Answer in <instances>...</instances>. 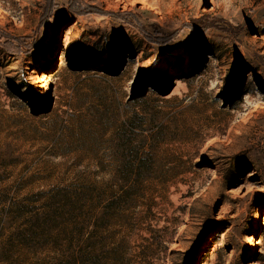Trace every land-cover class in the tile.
Masks as SVG:
<instances>
[{
  "label": "rangeland",
  "instance_id": "374dc122",
  "mask_svg": "<svg viewBox=\"0 0 264 264\" xmlns=\"http://www.w3.org/2000/svg\"><path fill=\"white\" fill-rule=\"evenodd\" d=\"M0 264H264V0H0Z\"/></svg>",
  "mask_w": 264,
  "mask_h": 264
},
{
  "label": "bare ground",
  "instance_id": "6f19581e",
  "mask_svg": "<svg viewBox=\"0 0 264 264\" xmlns=\"http://www.w3.org/2000/svg\"><path fill=\"white\" fill-rule=\"evenodd\" d=\"M14 14H18V13H11V15H14ZM101 19H104V17H102ZM69 39V37H66V40H68Z\"/></svg>",
  "mask_w": 264,
  "mask_h": 264
},
{
  "label": "trees",
  "instance_id": "16d2710c",
  "mask_svg": "<svg viewBox=\"0 0 264 264\" xmlns=\"http://www.w3.org/2000/svg\"><path fill=\"white\" fill-rule=\"evenodd\" d=\"M109 13H110V12H109ZM106 14H107V13H105V15H106ZM110 14H111V15H115L116 13H115V12H111Z\"/></svg>",
  "mask_w": 264,
  "mask_h": 264
}]
</instances>
